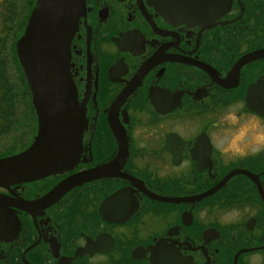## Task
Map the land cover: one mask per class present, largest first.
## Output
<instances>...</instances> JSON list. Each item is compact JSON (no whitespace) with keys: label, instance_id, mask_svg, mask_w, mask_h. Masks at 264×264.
<instances>
[{"label":"flooded vegetation","instance_id":"obj_1","mask_svg":"<svg viewBox=\"0 0 264 264\" xmlns=\"http://www.w3.org/2000/svg\"><path fill=\"white\" fill-rule=\"evenodd\" d=\"M153 1L85 0L57 92L80 141L46 146L47 175L0 185V264H264V152L217 151L229 105L264 120V0L202 25ZM37 2L0 0V127L16 132L0 160L38 132L17 50Z\"/></svg>","mask_w":264,"mask_h":264},{"label":"water","instance_id":"obj_2","mask_svg":"<svg viewBox=\"0 0 264 264\" xmlns=\"http://www.w3.org/2000/svg\"><path fill=\"white\" fill-rule=\"evenodd\" d=\"M85 0H38L17 50L33 90L38 132L24 154L0 160V185L45 176L53 169L46 147L55 142H79L80 121L72 97L57 94L68 88L61 67L68 61V44ZM167 18L202 25L225 13L230 0H154ZM37 73L36 79L30 76ZM62 90V91H63ZM18 179V180H16Z\"/></svg>","mask_w":264,"mask_h":264},{"label":"clouds","instance_id":"obj_3","mask_svg":"<svg viewBox=\"0 0 264 264\" xmlns=\"http://www.w3.org/2000/svg\"><path fill=\"white\" fill-rule=\"evenodd\" d=\"M239 113V115H237ZM226 124L229 139L217 146L223 156L255 155L264 152V120L248 116L239 105H229L218 118L217 126ZM242 214L233 207L223 218L226 223L235 222Z\"/></svg>","mask_w":264,"mask_h":264},{"label":"rangeland","instance_id":"obj_4","mask_svg":"<svg viewBox=\"0 0 264 264\" xmlns=\"http://www.w3.org/2000/svg\"><path fill=\"white\" fill-rule=\"evenodd\" d=\"M11 121L9 123H11L13 121V118L10 119ZM1 125V124H0ZM2 127H0V129H2ZM15 137H16V132L14 130V128H9V131L3 135H0V142H16L15 141Z\"/></svg>","mask_w":264,"mask_h":264},{"label":"trees","instance_id":"obj_5","mask_svg":"<svg viewBox=\"0 0 264 264\" xmlns=\"http://www.w3.org/2000/svg\"><path fill=\"white\" fill-rule=\"evenodd\" d=\"M3 117H4L3 119L6 121V123H9V120L12 119V115H4ZM8 131H9V127L2 128V129H0V135H3L5 133H7Z\"/></svg>","mask_w":264,"mask_h":264}]
</instances>
